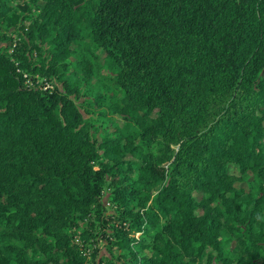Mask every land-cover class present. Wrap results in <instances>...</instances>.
<instances>
[{
  "label": "trees",
  "instance_id": "trees-1",
  "mask_svg": "<svg viewBox=\"0 0 264 264\" xmlns=\"http://www.w3.org/2000/svg\"><path fill=\"white\" fill-rule=\"evenodd\" d=\"M32 1L35 15L0 0L29 41L0 51V224L30 239L0 232V264H264V0ZM84 30L135 135L96 139L76 103L64 74ZM44 46L38 64L24 54ZM25 72L62 87L28 85ZM248 175L254 191L236 186ZM92 214L109 257L88 260L72 239Z\"/></svg>",
  "mask_w": 264,
  "mask_h": 264
},
{
  "label": "rangeland",
  "instance_id": "rangeland-1",
  "mask_svg": "<svg viewBox=\"0 0 264 264\" xmlns=\"http://www.w3.org/2000/svg\"><path fill=\"white\" fill-rule=\"evenodd\" d=\"M30 8V12L35 15L38 9L34 8L32 0H23ZM46 0H35V5H44ZM11 9L14 7L16 13H21L19 6H16V2L10 3ZM20 18V16H19ZM19 28L16 25H10L6 20L0 18V51H4L8 54L18 47V42L27 40V36L24 31H18ZM82 33V39L73 42L75 52L67 58V70L64 75H68L71 78L72 85L79 86V95L77 96L76 103L84 111L89 121L93 123L92 129H95L94 136L100 140L104 134L107 133H120L124 138L125 136L135 135V128L132 127V121L125 116L124 106L125 98L123 92L118 88L113 79V69L110 65L109 58L106 52L99 46H97L89 36ZM84 34V35H83ZM30 50V51H29ZM26 53H24L28 59L33 63L42 62L43 58L47 56V52L44 49H33L30 47ZM90 67L92 70V76L89 80H86L84 76V70ZM28 85H37L44 89L46 87L52 88L54 85L59 88L62 87L61 79L58 75L53 76L49 80L46 77H41L39 74H28L25 72L23 75ZM87 81V82H86ZM74 97V96H72ZM116 106L119 110L116 109ZM157 115V109H153L150 116L153 118ZM159 145L156 143L152 147H148L146 152H150L155 160L159 159L163 153L159 150ZM174 147V145H173ZM125 160H133L138 162V159L133 155L127 153L124 156ZM228 172L231 174L238 173V167L235 164L228 165ZM252 176L248 175L245 180L236 182V186L243 188L245 191H254V184L251 182ZM159 188V184L156 186ZM195 196L200 197V193L196 192ZM102 210L104 214L109 215L113 209L108 201V190H105L101 196ZM91 220L86 217L85 219H78L79 228H73L75 231L72 239L74 243L81 250V255L86 259L91 260L93 257L100 258L103 256L109 257L107 250V241L104 237L108 233L106 230L103 233V228L99 226L96 215L92 214ZM75 229V230H74ZM0 232L5 233V239L11 244H17L19 246L26 247L30 239H23L22 234H19L18 230H9L8 224H0ZM153 230H149L151 235ZM139 237V233L134 234ZM104 236V237H103ZM231 244L229 248L232 247ZM230 257H236V254L230 253ZM264 255V254H263ZM39 257H43L41 250L38 252ZM221 264V263H219Z\"/></svg>",
  "mask_w": 264,
  "mask_h": 264
}]
</instances>
